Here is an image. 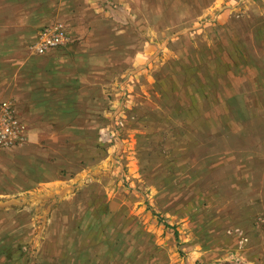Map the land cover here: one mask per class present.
I'll return each mask as SVG.
<instances>
[{
  "label": "rangeland",
  "instance_id": "1",
  "mask_svg": "<svg viewBox=\"0 0 264 264\" xmlns=\"http://www.w3.org/2000/svg\"><path fill=\"white\" fill-rule=\"evenodd\" d=\"M52 1L7 62L62 21L82 98L36 123L0 77V264H264V0Z\"/></svg>",
  "mask_w": 264,
  "mask_h": 264
},
{
  "label": "crops",
  "instance_id": "2",
  "mask_svg": "<svg viewBox=\"0 0 264 264\" xmlns=\"http://www.w3.org/2000/svg\"><path fill=\"white\" fill-rule=\"evenodd\" d=\"M51 2L53 5H55L54 1L49 0V5L46 4L44 9L38 13L36 12V0H33L32 3H28V5L21 8L20 11L24 13L30 12L29 16L35 18L32 24L24 21V17L21 19L18 16H6L4 19L0 18L1 81H4L2 77L8 75L6 72L7 70L5 69L9 67H14L16 71L18 69L17 72L15 71L17 84V89L14 91L16 94L15 97L20 103L19 106H22V109L25 108L23 109L24 111L28 110L29 115H36V123L39 122L38 119L40 116L48 117L73 115V101L76 100L78 103H80V99L82 98L81 89L84 86V81H82V76L79 72L80 69L77 66L71 64L75 60L70 61V57H73V49H70L72 51H62L56 48L51 49L43 54H34L26 47V52H29L27 55L34 54L32 55V59L29 58V56H24L22 60L20 59L14 63L10 64L7 62L10 52L8 47L10 41L9 29L15 30V28L18 26L23 29L36 28V14L42 18L43 12L54 13ZM39 9L40 8H38V10ZM52 22H54V20ZM52 22L46 23L45 25H48ZM69 30L70 35L73 38V32L71 28ZM38 32L33 35V42L37 39ZM76 32H78V30ZM23 33L25 32L23 31ZM77 59L78 58H76V60ZM75 68L77 71H75ZM4 82H8V80L6 79ZM84 98L87 99L88 96L84 95ZM15 106L18 112L20 108L18 110L16 104ZM67 108L68 110H66ZM80 113L81 111L77 110L75 114Z\"/></svg>",
  "mask_w": 264,
  "mask_h": 264
},
{
  "label": "built area",
  "instance_id": "3",
  "mask_svg": "<svg viewBox=\"0 0 264 264\" xmlns=\"http://www.w3.org/2000/svg\"><path fill=\"white\" fill-rule=\"evenodd\" d=\"M70 40V32L65 23L55 21L40 28L37 39L30 48L34 53L43 54L67 45ZM16 113L15 103L12 100L0 101V144L2 145L21 137L23 127Z\"/></svg>",
  "mask_w": 264,
  "mask_h": 264
}]
</instances>
